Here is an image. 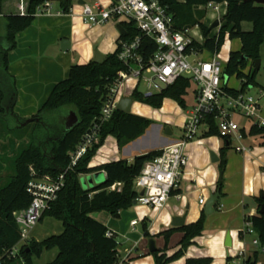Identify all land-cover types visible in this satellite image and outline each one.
<instances>
[{
  "label": "trees",
  "instance_id": "16d2710c",
  "mask_svg": "<svg viewBox=\"0 0 264 264\" xmlns=\"http://www.w3.org/2000/svg\"><path fill=\"white\" fill-rule=\"evenodd\" d=\"M47 0H30L26 14H12L3 16V2L0 0V24L6 22L7 32L0 35V118L14 115L19 123L27 119L21 118L15 112L17 100L16 78L9 71V53L17 46V36L20 32L30 27L34 21L38 7ZM60 6L65 13H69L73 7V0H59ZM168 6L174 15V28L185 31L199 26L204 34L203 44L195 41L194 46L200 49H208L216 54L220 51L226 33L229 32L231 39H240L241 49L232 51L225 65V77L231 79L234 75L242 81L241 88L226 86L225 90L230 94L245 92L251 84H258L256 76L259 70L254 67V62L260 58V48L264 43V4H258L246 0H160ZM210 2H226L227 13L223 24L217 35L211 36L212 30L205 24L208 10L203 8ZM2 16V17H1ZM244 22L253 23L251 31L243 29ZM126 33L121 34L118 50L107 55L103 63L91 61L87 64H74L69 72L68 78L59 82L53 89L51 95L44 103L34 118V130L30 135V141L20 144L19 153L13 160V173L0 175V250L8 249L16 245L20 240L19 226L16 222L14 212L29 207L32 196L28 193V184L32 179L31 167L40 175H51L53 177L65 173V184L58 193V198L52 203L50 210L44 212L41 220L51 217L61 221L64 230L60 234L51 235L42 241L31 240L23 250L26 264H34V257H41L45 251L58 250L56 258L47 264H119V244L114 233L105 224L95 219L92 214L107 211L112 215L118 214L135 204L139 192L135 187V180L140 175L146 162L161 154V150L150 151L146 154L136 156L132 162L119 160L103 164L99 167H90V164L102 147L106 138L114 136L120 148L126 146L143 136L153 121L133 113L115 110L109 121L102 125L100 140L95 143L88 152L80 158L74 167L69 169L72 159L71 154L75 152L82 142L85 134L98 120L103 105L110 99V94L115 85L119 83L121 73L129 71L119 58L121 42L133 41L141 35L134 22H122ZM158 45L155 39L144 37L140 53L148 61L157 51ZM248 69L249 71H247ZM192 83L190 79L181 78L175 85L163 89L161 92L146 96L136 88L133 93L135 101L153 105L161 108L166 98H172L184 108L187 107L185 97ZM75 107L79 122L71 130L65 128L66 117H61L62 123L56 125L43 117L45 113H63L69 107ZM209 130L207 136L219 135L215 118L208 119ZM12 130L10 129L8 133ZM251 134L264 139V127L254 124ZM245 135V132H244ZM2 137L0 136V139ZM226 143H231L230 138H225ZM264 143V142H263ZM221 150L220 167L222 181L218 188L221 189L224 171L227 168V148ZM96 170L106 173L104 182H100L91 191H86L81 186V176ZM5 180L3 184L2 181ZM121 183V190H111L115 184ZM258 213L246 215V223H251L261 245L264 246V197H254ZM219 203L216 208H218ZM200 218L191 224L180 227H171L162 232L168 246L171 235L182 232L183 238L180 242L181 248L168 256L163 250L154 251L156 255L155 264H169L171 261L185 255L194 239L203 235L207 214L202 212ZM147 234L149 235L148 231ZM239 236L245 237L243 230ZM29 249V250H27ZM253 256L245 259V264H260L259 252L253 250ZM241 258V256H238ZM211 257L188 258L186 264H211ZM7 264H17L9 262Z\"/></svg>",
  "mask_w": 264,
  "mask_h": 264
},
{
  "label": "built area",
  "instance_id": "2783aa9c",
  "mask_svg": "<svg viewBox=\"0 0 264 264\" xmlns=\"http://www.w3.org/2000/svg\"><path fill=\"white\" fill-rule=\"evenodd\" d=\"M220 5V3L210 2L203 8L218 12ZM52 12L51 0L45 1L38 8L39 14ZM57 14L61 12L58 11ZM121 18H125L128 23L134 22L141 33L131 42H121L122 50L119 58L128 66L129 71L121 73L119 83L113 87L110 99L103 105L98 120L85 134L77 150L71 154L72 163L69 169L79 163L80 158L99 142L102 125L111 119L120 100L124 97L119 96L123 81L133 78L137 82V89L144 84L147 92L143 93L149 96L175 85L181 78L190 79L191 83L197 85L196 102L192 110L188 112L189 118L183 126V138L160 149L161 154L147 161L135 180V187L139 192L137 203L159 210L166 207L173 191L179 186L184 167L188 163L185 153L186 144L197 138L202 126L205 125L209 130V118H215L220 137L242 138L243 135H238L241 126L235 117L240 115L249 119L257 118L258 121L255 124L264 127L263 108L259 99L248 95L246 91L233 95L225 90L230 79L227 80L225 77V64L218 59L219 53L213 54L208 49L194 46L197 40L191 34V29L176 30L174 15L160 0H111L107 7L100 4L96 6L84 4L83 20L86 24H104L111 19ZM144 37L155 39L158 45L157 51L148 61L140 53ZM261 96L264 97V90L261 91ZM31 174L33 177L27 190L32 196V201L28 208L14 212L19 226L20 240L13 247L0 250V264L13 261L17 264H26L23 250L33 239L32 233L40 223L44 212L50 210L65 184V173L57 177L40 175L31 167ZM115 189L121 190L122 184L118 183L111 187V190ZM141 191H144L143 195L140 194ZM200 203L204 204L205 199H200ZM138 222L134 220L132 225L135 226ZM243 231L245 235L257 234L251 223H246ZM107 235L112 237L114 233L108 232ZM253 246L259 255L260 253L264 255V246L261 245L258 237L253 240ZM238 256L241 258L234 260L233 264H245V259L253 256V252L248 254L244 249ZM259 263L264 264L262 261Z\"/></svg>",
  "mask_w": 264,
  "mask_h": 264
},
{
  "label": "crops",
  "instance_id": "0c3cea01",
  "mask_svg": "<svg viewBox=\"0 0 264 264\" xmlns=\"http://www.w3.org/2000/svg\"><path fill=\"white\" fill-rule=\"evenodd\" d=\"M179 1L184 2L185 0ZM110 2L111 0H79L76 3L75 0H73V7L69 13H65L61 6H58L55 10H53L51 14H39L37 9L32 25L18 34L17 46L9 53V71L16 78L17 100L15 106L18 111V116L27 119L37 115L39 110L51 95L54 87L59 82L68 78L70 69L74 64H87L93 61L97 52L104 55H109L118 50L119 40L122 34L118 29L119 24L116 25L115 22L118 19H114V21L110 20L107 23L98 25H89L83 20L84 4L87 3L94 6L100 4L101 6L107 7L109 6ZM29 3L30 0H4L3 16L12 14H26ZM220 4V12L222 13V16H225L228 5L226 2ZM58 11H60L61 14H57ZM222 18L223 17L220 18L219 15L213 12L210 20H212V24L215 21L220 20L219 27H221ZM205 20L207 21V16ZM122 22L126 21L122 20ZM219 27L218 29L216 28L215 34H211V36H215L219 33ZM252 28L253 23H243L244 30L251 31ZM63 40H68L70 42L71 46L67 51L62 49ZM197 41L199 43H203L204 39L202 41ZM130 95H133V93L126 96ZM192 108L186 110L187 115L188 112L192 110ZM166 126L154 122L152 125L153 128L149 127L157 132L156 143L152 147L140 148L135 146L136 142L142 137L130 142L122 148H120L118 145L117 139L116 142L111 143L106 149H102L101 147L97 152L98 154L100 153V156L96 157V160H94L95 157L93 158L90 167L95 168L103 164L119 160H127L128 162H132L136 156L146 154L150 151L160 150L163 147L174 144L183 138L182 137L179 140L174 139L173 136L175 132L170 126V132L172 131V134L166 135L165 132H163V130L166 129ZM204 127L205 128L199 132L200 134H198L197 138L188 142L185 146V153L188 152V166L186 165L184 167L179 186L173 191L168 201V203L172 205L173 201L184 199V205H187L186 207L188 208V211L185 214V225L196 222L200 216H202L201 214L202 212H205L204 207L210 198V194L215 192L218 188L219 171L217 168H215V166L211 165L212 153H216V155H218V157L221 159L222 148L229 145V148L232 147L231 143H226V140L220 137L218 134L217 136L208 137L205 134L208 131V128L205 125ZM151 129L149 131H152ZM25 136L26 135L23 137ZM234 138L239 142L244 139L243 136L242 138L235 136L230 138L231 142ZM19 140L20 139L14 142V144L10 146L12 148H8V150L12 151L13 153L16 149H19V144H21ZM26 142H28V140H25V143ZM263 142L264 139L262 138L261 144H263ZM3 149L2 151H5ZM229 151L230 152L227 155L228 163L226 175H229L228 178L232 176L233 179L238 183H234L232 180L229 181L227 184L228 188L225 193H227V195L229 193L231 196L228 195L223 199L224 201L222 202L221 199L223 195L221 194L220 199L215 204L214 213L206 214L210 220L209 224L212 221V217L225 219V215L228 213H231V218L229 221L226 220V225L234 219L243 217L241 220L243 221L241 226L245 225L246 228V215H256L258 213V207L254 202V206L252 207L251 211L246 212L245 207L247 205L243 199L244 193L254 197H260L261 195H264V147L263 145L253 146L251 144H243L239 149V152H235L233 150ZM3 162H6L5 159L0 162V174L6 167ZM261 168L263 173L259 175L257 179L255 176L257 173H260ZM102 172L104 173L106 179V173L104 171ZM247 175H249L251 178L248 180V185L246 183V178H248ZM200 199H205V203L201 204ZM218 203L219 206L216 208ZM226 204L231 205L232 208L225 212L223 209L225 208ZM163 209H159L158 212H161V218L163 219L165 227H167L164 229L165 231L173 227L171 224L173 215L181 214L175 210L162 211ZM144 212L145 211H143V213ZM92 216L110 228V230L117 235V238H120L118 236L120 230L119 228L115 229L117 223L114 222L117 214L112 216V214L109 213H101L103 218L100 217L99 213L92 214ZM119 217L121 216L119 215L117 218ZM43 220H41L40 223L43 222ZM239 224L240 223L238 222V225ZM137 225H139V222ZM137 225L132 226L136 227ZM63 230L60 233H62ZM241 230L243 229H240L239 233ZM200 237L201 236L195 238L194 243H196ZM182 238L183 235L177 243L176 252L179 250V248H181L180 242ZM120 239V243H122L123 240L122 238ZM156 246L157 249L163 247L159 244ZM147 249L149 252H151L150 244L148 245ZM54 250H56V253L51 261H53L58 254V250ZM131 257L132 252L129 253L127 259L124 261L130 262L129 260H131ZM199 257L212 258V256L209 255H200L195 257H187L186 261L188 258Z\"/></svg>",
  "mask_w": 264,
  "mask_h": 264
},
{
  "label": "rangeland",
  "instance_id": "374dc122",
  "mask_svg": "<svg viewBox=\"0 0 264 264\" xmlns=\"http://www.w3.org/2000/svg\"><path fill=\"white\" fill-rule=\"evenodd\" d=\"M79 0H75L77 3ZM53 3V10H55L58 6H60L59 0H52ZM94 6V5H92ZM84 9V5H83ZM216 13L219 15V17H223L221 19V24H223L224 15L222 16V13L216 12L212 9L208 10L207 13V21L205 20V24L207 26H211L212 23L210 20L212 13ZM114 21V19H111V21ZM124 21L125 18H121L116 22L117 24H120ZM220 28V27H219ZM218 29V28H217ZM220 31V29H219ZM7 32L6 29V22L3 21L2 24H0V35L3 36ZM216 32V29L212 31V35H214ZM191 34L195 36V38L199 41H202L204 39V34L199 26L193 27L191 29ZM226 38H224L223 45L217 54L218 59L223 63L227 64L230 54H232V51L240 50L241 49V41L240 39H231L229 36V32L225 35ZM96 56V54H95ZM95 59V58H94ZM193 57L191 58V60ZM260 59L262 60V65L260 70L257 73L256 76V82L258 84H251L250 87L247 88L246 92L248 95L253 96L256 99H259V101L262 103L263 108V114H264V97L261 96V91L264 90V43L261 45L260 48ZM249 71L248 69H246ZM136 81L133 78H128L125 81L121 83L120 87V94L119 96H126L129 94L134 93L133 91L136 90ZM242 81L237 79L235 75L230 79L229 86H232L233 88H241ZM197 89V85L192 83L191 87L188 89V94L185 97L187 107H182L177 100H174L172 98H166L162 107L157 108L150 104H145L139 101H135L133 107H132V113L135 115L146 117L153 121V123H157L160 125H167V127H172L174 130V136L173 138L176 140H179L183 137L184 131L183 126L187 120L188 115L186 113V110L192 108V106L195 104V90ZM139 90L142 92H147V88L144 84H141L139 87ZM63 113H45L43 114V117L56 124L60 125L62 123L61 117H68L69 114L72 111H76L75 107L71 106L67 108L66 110H63ZM14 112L17 114V109L15 106ZM32 118V117H30ZM27 118V119H30ZM235 120L240 124L241 129L239 130L238 135H243V140L239 142L237 139H233L231 142V148H227V155L230 152L229 150L237 151L239 152V149L242 147L243 144H251L253 146L263 145L261 144L262 138L256 135L251 134V127L257 123V118H247L245 116L237 115L235 117ZM17 120L14 115H8L6 118L1 117L0 118V136L2 137L0 140V162H2L5 159V169L1 172L0 175L7 176L10 173H13V160L18 155L19 149H16L13 153L12 151H9L8 148H12V144L16 142L18 139H20L21 144H26L30 141V135L33 133L34 130V122L28 124L25 127H18L17 126ZM153 125V124H152ZM152 127V126H150ZM153 128V127H152ZM205 127L202 126L200 131H202ZM245 128V129H244ZM12 130L10 133L9 130ZM151 128H148L146 131V135L141 136L142 138L139 139L135 146L140 148H148L152 147L156 143V137L157 132L155 130L151 129L152 131H149ZM166 129L163 130V132L166 131ZM245 132V135H244ZM166 133V132H165ZM11 135V136H10ZM26 135L25 137H23ZM211 136H217V135H211ZM208 136V137H211ZM26 138V139H25ZM17 139V140H16ZM25 140L28 142L25 143ZM116 142V138L112 135L108 136L105 140V142L102 145V149H106L110 146L111 143ZM225 142V141H224ZM20 145V144H19ZM4 148V149H3ZM5 150V151H2ZM9 151V152H8ZM5 157H4V155ZM6 153V154H5ZM186 155L188 156V152H186ZM100 153L95 155L96 157H99ZM228 157V156H227ZM211 165L215 166V168L219 171V181L221 179L222 171L220 167V161L213 163L211 160ZM188 166V165H187ZM260 173H257L255 176L258 179V176L263 173L262 168L260 169ZM223 176V185H222V202L223 199L226 198L228 195L231 196V194L225 193L228 188V182L233 181L236 182L232 176L228 178L229 175H226V169L224 171ZM248 178H246V183L248 185V180L251 178L249 175H247ZM6 178L2 181L1 184L5 182ZM105 175L102 171L96 170L94 172H91L89 174H84L81 176L80 182L81 186L86 191H91L93 188H95L97 185L100 184V182H104ZM218 181V183H219ZM241 194V192H240ZM211 195V194H210ZM187 196V194H186ZM243 197V196H242ZM254 196L246 195L244 193L243 199L246 202L245 210L246 212H250L252 207L254 206ZM187 205H184V199L183 200H175L173 201L172 205L168 203L166 207L162 210H175L181 214V216H185L186 212L188 211ZM234 206V205H233ZM232 208L231 205L226 204L225 208L223 209L225 212L229 211ZM143 211H145L143 213ZM222 212V213H225ZM100 215L101 213L108 214L107 211H100L96 212V214ZM201 213V211H200ZM217 213V212H216ZM219 213V212H218ZM95 214V213H94ZM110 214V213H109ZM121 217L117 218L115 217L114 222L117 223L115 226L116 228H119V237L122 238V243L119 244L118 251H119V258L121 262L119 264H155L156 262V255L154 252H149L147 247L150 244V240L153 239L157 244L163 246L162 248H158L160 250H163L166 252L167 255L171 256L173 255L177 250V243L182 237V232L176 231L174 232L168 242L167 248L166 246V240L165 237L162 235V232L165 227L163 219L161 218V212H158L157 209L149 207V206H142L140 204H134L128 209H124L118 213ZM113 216V215H112ZM179 216V215H173V217ZM226 218H214L212 217V221L209 224L210 220L208 219V216L206 218L205 227L203 230V235L198 239V241L190 246V248L187 249L185 255L171 261L169 264H185L187 257H195L200 255H209L212 256V262L211 264H233L234 260H238V255L241 253L244 248L246 249L248 254H251L252 251L255 249L253 246V240L257 237L256 234L248 233L245 235L244 238H241L239 236V230L245 229V225L241 226L242 218L234 219L230 221L226 225V220L229 221L231 218V213H228L225 215ZM210 218V216H209ZM136 219L139 221V225L136 227H133L131 225V222ZM173 219V218H172ZM238 222L240 223L238 225ZM64 226L61 221H58L51 217H45L43 222L39 223L35 230L32 233L33 240L40 241L47 236L60 234V232L63 230ZM147 231L149 235L147 234ZM35 232V233H34ZM230 235L232 245L227 246L226 242L228 239V236ZM132 252V257L130 262H125L124 260L127 259L129 253ZM56 253V250L52 251H45L41 257H34L33 262L34 264H47L51 262V260L54 258ZM259 261L264 262V255L260 253L258 257Z\"/></svg>",
  "mask_w": 264,
  "mask_h": 264
},
{
  "label": "water",
  "instance_id": "95a60500",
  "mask_svg": "<svg viewBox=\"0 0 264 264\" xmlns=\"http://www.w3.org/2000/svg\"><path fill=\"white\" fill-rule=\"evenodd\" d=\"M246 1H253V2H256L258 4H264V0H246ZM84 3V1H83ZM220 26V20L218 21H215L210 29L211 30H214L216 28H218ZM118 29L120 31V33L122 34H125L126 33V30L124 28V26H122V24H119L118 25ZM70 42L68 40H63L62 41V49L64 51H67L70 49ZM107 58V55H104V54H101L99 52L96 53V56H95V59L93 60L95 63H103ZM261 64H262V60L259 58L257 59L255 62H254V67L256 68V70H260L261 68ZM226 79L228 80V77H226ZM135 103V98L133 97V95H130V96H124L119 104H118V107L117 109L120 111H124V112H127V113H132V107ZM39 121V118H30V119H27L26 121H23L22 123L20 122L19 123V127H25L27 126L28 124L34 122V121ZM79 122V118L77 116V113H75L74 111H72L66 121V124H65V128L67 130H71L75 125H77ZM166 135H171L172 134V131L170 132V127H167L166 131H165ZM212 161L213 162H219L220 161V158L218 157V155H216V153H212ZM220 181H222V176H221V179ZM141 195L144 194V191H141L140 193ZM264 197V195H262ZM221 197V189L220 188H217V190L215 192H213L211 195H210V198L209 200L207 201V203L205 204V207H204V211L205 213L207 214H212L214 213L215 211V204L218 202V200L220 199ZM135 204H137V201H135ZM261 213L263 214L264 213V206L262 207L261 209ZM119 216V214H117V217ZM185 222H186V216H175L173 217V220H172V226L173 227H182L185 225ZM116 241L118 243L121 242V239L120 238H117ZM226 245L227 246H231L232 245V241H231V237L230 235L228 236V239H227V242H226ZM157 250V246H156V243L153 239L150 240V251L151 252H154Z\"/></svg>",
  "mask_w": 264,
  "mask_h": 264
},
{
  "label": "flooded vegetation",
  "instance_id": "af4514ba",
  "mask_svg": "<svg viewBox=\"0 0 264 264\" xmlns=\"http://www.w3.org/2000/svg\"><path fill=\"white\" fill-rule=\"evenodd\" d=\"M69 115H70V114H69ZM68 117H69V116H68ZM68 117H66V119H65L66 121H67ZM66 121H65V124H66Z\"/></svg>",
  "mask_w": 264,
  "mask_h": 264
}]
</instances>
